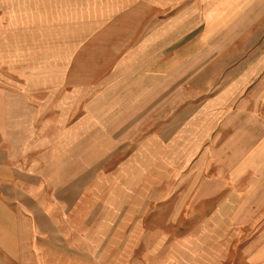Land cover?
I'll return each instance as SVG.
<instances>
[{"label":"crops","instance_id":"1","mask_svg":"<svg viewBox=\"0 0 264 264\" xmlns=\"http://www.w3.org/2000/svg\"><path fill=\"white\" fill-rule=\"evenodd\" d=\"M200 1L191 5L217 6L207 29L221 21L222 7L249 4ZM1 6L0 264H166L173 247L176 252L188 241L197 264H264L263 47L239 42L176 49L152 68L155 83L143 79L126 95L120 94L123 86L112 87L109 95L94 96L95 109L84 101L81 112L74 101L68 106L70 97L40 94L32 63L35 34H24L21 22L8 30ZM146 118L160 119L161 149L202 152L177 159L182 168L173 190L161 182L158 200L169 204L175 229H182L183 215L191 222L184 227L190 238L175 244L161 235L139 242L100 238L96 229L97 215L140 212L134 178L119 171L125 141L119 134L134 126L124 120ZM149 197H137L143 211ZM204 232L206 250L199 249Z\"/></svg>","mask_w":264,"mask_h":264},{"label":"rangeland","instance_id":"2","mask_svg":"<svg viewBox=\"0 0 264 264\" xmlns=\"http://www.w3.org/2000/svg\"><path fill=\"white\" fill-rule=\"evenodd\" d=\"M214 1L200 2L208 4ZM192 2L5 0L0 6L1 12L4 10L1 16L6 17L8 30L21 22L24 34H35L32 63L33 68L36 63L40 94L70 97L68 106L74 101L76 110L82 112L84 101L95 109L94 96L109 95L112 87L123 86L120 94L126 95L127 91H133L142 84L143 79H147V84L155 83L150 76L152 68H156L176 49L191 45L200 48L226 44L235 46L239 42H244L248 48H264V0H245L248 5L222 7L221 21L212 29H207L206 18L217 6L194 7ZM160 31L166 34H159ZM227 32L232 34L229 40L223 39V34ZM206 57V54L201 55L202 59ZM27 64L30 67V59ZM143 98L136 95V99ZM138 105L143 108L141 104ZM124 121H134V126H130L128 135L119 134L125 141L120 143L118 167L120 173L134 178L135 204L140 212L117 216L97 215V219H100V229L96 225L99 237L115 236L139 242L144 236L149 235L150 239H154L161 235L170 244H175L178 238H190L192 232L184 230L191 223L189 217L183 215L179 220L182 229L176 230L169 204H161L158 198L165 184L167 192L174 188L176 173L182 168L175 166L180 162L177 159L185 157L189 160L202 152L183 150L179 153L161 149L158 118ZM149 121L151 126L148 125ZM185 170L186 167L183 169L186 176L188 172ZM122 185L125 187L127 184L124 182ZM149 194L148 203L145 204L147 207L143 211V198L137 197ZM164 227L166 230L160 229ZM206 234L203 233L204 248L199 249L206 250ZM245 234L247 232L241 234L242 241L248 238ZM226 236L225 232L224 239ZM191 249L189 241L184 243L182 249L177 248L176 252L174 246V256L169 257L166 264H195L190 256ZM176 254L179 256L175 257Z\"/></svg>","mask_w":264,"mask_h":264}]
</instances>
